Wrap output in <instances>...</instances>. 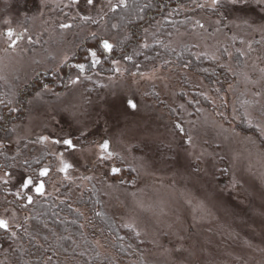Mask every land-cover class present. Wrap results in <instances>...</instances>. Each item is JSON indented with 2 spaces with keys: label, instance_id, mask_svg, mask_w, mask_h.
<instances>
[{
  "label": "rangeland",
  "instance_id": "rangeland-1",
  "mask_svg": "<svg viewBox=\"0 0 264 264\" xmlns=\"http://www.w3.org/2000/svg\"><path fill=\"white\" fill-rule=\"evenodd\" d=\"M14 1L8 18L0 20V103L10 109L8 129L0 139L10 158V167L0 171L4 191L0 219L8 223L6 232L12 235L20 226L27 227L30 209L41 199H50L83 214L87 246L103 264H264V3L224 0L219 2L224 5L220 12L218 3L202 0L197 21L204 24L201 34L190 35L191 26L182 23L165 36L177 56L186 50L185 56L170 60L171 70L153 74L152 69L166 61L144 63L136 70L143 77H134L133 69L117 64L121 75L114 72L101 80L93 78L95 82L69 83L64 93L53 96L46 95L50 89L42 91L20 108V89L38 72L58 71L72 58L75 47L62 42V47L47 43L42 48L37 6L28 11L29 25L23 27L17 15L20 0ZM48 1L69 5L75 12L71 0ZM119 3L111 0L112 7ZM87 10L91 23L84 29L103 32L115 42L119 37L111 35L108 27L109 6L97 0ZM58 17L59 29L62 23L80 26L82 21ZM158 25L159 21L152 32L163 38ZM11 28L26 33L23 42L9 50L2 35ZM61 30L60 40L68 33ZM44 51L53 54L54 61ZM184 63L190 67L182 68ZM82 85L89 88L84 91ZM129 100L136 103V111L128 108ZM176 123L182 125L184 135L174 127ZM45 135L71 138L77 150L54 145L51 138L41 143ZM189 137L191 145L184 143ZM105 139L114 157L98 164L97 157L103 155L99 144ZM60 153L72 165L67 181L58 171ZM31 165L35 168L28 172ZM45 166L51 168V178H42L47 198L21 193L20 181L37 178ZM112 166L136 171L109 176L101 183ZM5 172L10 174L8 184L3 183ZM84 176L94 179L89 182L81 179ZM121 177L133 178L134 186L121 185L116 191L106 187ZM27 195H33L32 205H26ZM91 195L98 202L94 211ZM97 211L102 215L94 221ZM102 220L112 222L117 233L95 224ZM11 246L0 244V256Z\"/></svg>",
  "mask_w": 264,
  "mask_h": 264
},
{
  "label": "flooded vegetation",
  "instance_id": "flooded-vegetation-1",
  "mask_svg": "<svg viewBox=\"0 0 264 264\" xmlns=\"http://www.w3.org/2000/svg\"><path fill=\"white\" fill-rule=\"evenodd\" d=\"M44 1L46 2V6H42V0L19 1L17 15L20 17L19 22L21 26L27 27L29 25L28 11L31 7L37 6L40 46L43 48L48 43L51 47L56 46L58 48L62 47L63 43H65L75 47L74 55L69 61L62 64L60 69L55 71V73L38 72L37 76L28 85L20 89L18 93L19 103H15H18L17 106H20V108H23L24 104H27L31 97L33 98L38 93H42V91L50 89L51 93H46V95L50 94V96H53L54 93L56 95L64 93L68 88L70 78L78 74V69L73 68L72 65L84 64L85 72L81 80L93 82H95L93 78L101 80L108 73H114L112 71L113 60L118 61V64H121L122 67L127 66L135 72H140L136 70L143 67L144 63L170 61L171 59L178 60L182 56H185V49L180 51L182 56H177L174 50L169 47V37L165 36H168L167 33H169L172 27H176L182 23L184 25L189 24L191 26V31H188L190 35L201 34L203 31V28H200L198 23H196L201 18V7L199 5L202 4V0H124L123 6L119 3V5L114 7L115 11H111L109 15L108 27L113 30L111 35H118L117 37L119 38L115 42L108 40L109 43L113 44V50L110 53H105L100 47L101 38H105V33L100 31L91 33L89 30L84 29L86 24L90 25L91 23L87 14L88 6L86 0H79V3L75 4L74 13L70 10L69 5L58 6L55 2ZM0 2H2V5H0L2 6L0 20L5 21L9 16L11 3H15V1L0 0ZM130 10H135V18L131 23L125 20L127 11ZM58 16H63L64 19L72 18L77 20L81 19V17H87V19L78 21L80 26H74V23H67L71 25L70 28L63 29V31L68 32L66 34L67 38L60 40L57 36H63V33L57 27V23L59 22ZM113 21L115 24L114 29L112 27ZM158 21V26H160L158 34L163 35V38H156L152 32V27ZM9 30L13 33L11 36L13 37L12 41L11 37L7 36ZM148 32L149 34L147 35L146 33ZM24 33H26V29L23 32L17 33L14 28L5 30L2 36L8 39L7 48L10 50L19 46L24 40ZM142 44H146L148 47H141ZM90 51L98 53L97 58L100 59V64L97 67H91V58L88 55ZM44 54L47 59L54 61L53 54L48 56L47 51H44ZM125 57H131V60ZM137 65H139V68L136 67ZM129 73L131 72L127 71L126 74ZM116 74L115 72L114 75ZM43 86H47V90ZM88 88L87 85L83 86L84 91ZM16 109L14 107V110ZM7 119L0 126V132L2 133H6L8 129L9 122ZM6 146L4 142H0V148L5 150Z\"/></svg>",
  "mask_w": 264,
  "mask_h": 264
},
{
  "label": "trees",
  "instance_id": "trees-1",
  "mask_svg": "<svg viewBox=\"0 0 264 264\" xmlns=\"http://www.w3.org/2000/svg\"><path fill=\"white\" fill-rule=\"evenodd\" d=\"M220 1L224 0H218L217 6L221 12L224 5L219 3ZM134 12L135 10L127 11L125 18L127 22L131 23L134 20ZM7 110L9 106L4 107L0 103V126L8 118L6 117L9 113ZM1 136L4 137L5 133L0 132V139ZM9 167L10 158L0 148V171ZM34 168V165L29 166L28 172ZM0 194H4L2 188H0ZM97 205L96 198L91 195L90 208L92 211ZM30 213L29 224L27 227L20 226L15 231V238L13 234L0 229V244L12 245L10 251L0 256L2 259L0 264H103L99 256L93 255L95 254L94 249L87 246L81 228L83 217L77 215L78 212H74L70 206L50 199H41L30 209ZM95 218L99 217L94 213V221ZM102 221L95 222V224L100 225L99 227L103 230L117 233L112 222ZM43 230L48 231V234H43ZM49 256L52 257L51 261L47 259Z\"/></svg>",
  "mask_w": 264,
  "mask_h": 264
},
{
  "label": "snow or ice",
  "instance_id": "snow-or-ice-1",
  "mask_svg": "<svg viewBox=\"0 0 264 264\" xmlns=\"http://www.w3.org/2000/svg\"><path fill=\"white\" fill-rule=\"evenodd\" d=\"M103 3H106L111 11H115V8L112 7L111 4V0H102ZM121 6H123L124 0H119ZM72 4H78L79 0H71ZM97 3V0H86V4L88 6L91 7H95V4ZM218 3V0H212V4L216 5ZM260 3H264V0H260ZM200 7H203V5H199ZM81 19H87V17H81ZM101 19H103V17H101ZM198 23V26L200 28H204V24L202 23ZM71 25L67 24V23H62L60 25L61 29H68L70 28ZM113 28H115V26H112ZM13 35V33L11 32V30H9L7 32V36L11 37ZM241 43H244L243 40L240 41ZM259 42V41H258ZM101 49L103 50V52L105 53H110L113 50V44L109 43L107 39L105 38H101V44H100ZM141 47H148V45L146 44H142ZM249 47H251V44H249ZM89 57L91 58V67H97L100 64V59H98V53L96 51H90L88 53ZM128 60H131V57H125ZM67 62V59L65 60L64 63ZM118 61L113 60L112 64H113V68L112 71L116 72L117 74L121 75V71L118 67H116V65L118 64ZM171 61H166L164 65L161 66V68H156L154 67L152 69L153 74H155L156 72L160 71L161 69H166V70H171L168 69V65L171 64ZM73 68L78 69V74L75 77H72L70 79V84L74 85L77 84L78 82H80L81 77L83 75V73L85 72V65L80 63V64H75L72 65ZM137 68H139V65L136 66ZM182 68L184 69H188L190 67L189 63H184L181 65ZM203 71H207V69H203ZM264 71V70H262ZM132 76H141L143 77V73L142 72H133L131 73ZM245 79H248L247 76H245ZM43 88L45 90H47V86H43ZM219 91V90H218ZM206 98V97H205ZM189 103H191V101H189ZM184 105H180V108L183 109ZM128 108L132 111H136L137 109V105L136 103H134L132 100L128 101ZM249 124H251V121H249ZM174 127L180 132L181 135H184V130L183 127L180 123H176L174 125ZM82 136L86 135V133H81ZM51 137L49 135H45V136H41L40 137V142L44 143L46 141H48ZM51 143L54 145H63L64 148H66L69 151H76L77 150V143L73 141V139L71 138H63V139H58V138H51ZM185 144L187 145H191V138L189 137L188 139H186L184 141ZM217 147H219L217 145ZM99 148L101 153H103V155H99L97 157V162L98 164H104L106 161L112 160L114 157V153L112 151H110V142L108 140H103L100 144H99ZM15 159V157L13 158ZM37 163H39V160L36 161ZM25 164H28L29 161L28 159H25L24 161ZM72 168V165L70 163L65 162V160L63 159V153H60V167L58 169L59 173H63V180H70V176H69V170ZM198 170V169H195ZM132 172L135 173L136 169L132 168V167H117V166H112L109 168V170L105 173H103V177L104 180L101 181V183H103L104 181H106L107 177H120L122 172ZM223 171L226 173L227 169H223ZM51 173V168L49 166H45L43 168H41L38 171V176L37 178H33V177H28L26 179H22L18 185L20 192H24V191H30V192H34L35 196L38 197H42V198H47V192H46V183L44 181V179L42 178H51L50 176ZM5 179H3V183L4 184H8L10 182V174L8 172H5ZM81 179L83 180H87L89 182H91L94 179V176H84ZM121 185H126L128 187H132L134 186V179L130 178L128 180H125L124 178H120L118 180H115L114 182H107L106 183V187L113 189L114 191L118 190L119 187ZM93 191H95V189H92ZM102 194H107V193H102ZM26 200V205H32L34 202V198L33 195H27L25 197ZM77 215L82 216V213H77ZM102 214L97 211L95 213V216L100 217ZM88 223H92L91 220H88ZM84 225H81V228H83ZM125 228L129 229L130 231H135V229L132 227L131 224H125L124 225ZM0 229L7 231L8 229V223L5 220L0 219ZM16 233H13V238H15ZM135 235L137 237L140 236V232L135 231ZM120 239H123V237H120ZM48 261L52 260V257L49 256Z\"/></svg>",
  "mask_w": 264,
  "mask_h": 264
}]
</instances>
